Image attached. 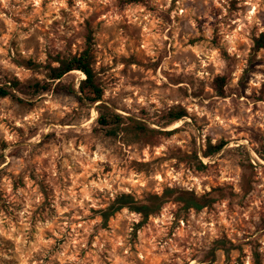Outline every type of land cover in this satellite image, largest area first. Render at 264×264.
Segmentation results:
<instances>
[{
	"label": "rangeland",
	"instance_id": "obj_1",
	"mask_svg": "<svg viewBox=\"0 0 264 264\" xmlns=\"http://www.w3.org/2000/svg\"><path fill=\"white\" fill-rule=\"evenodd\" d=\"M89 36L94 106L123 123L109 135L76 95L0 98V264H264V0H0V83ZM217 188L198 212L100 217L122 194Z\"/></svg>",
	"mask_w": 264,
	"mask_h": 264
},
{
	"label": "trees",
	"instance_id": "obj_2",
	"mask_svg": "<svg viewBox=\"0 0 264 264\" xmlns=\"http://www.w3.org/2000/svg\"><path fill=\"white\" fill-rule=\"evenodd\" d=\"M92 51L91 37L89 36L86 40L85 49L78 55L67 58H52V62L43 67V79L25 84H22L15 79L0 83V98H14L19 102H22L29 94L40 95L66 93L76 95L80 103L87 104L89 107H95L94 105L102 101L104 92L93 68L94 60ZM27 65L32 69H39L42 67L33 62H28ZM73 72H80L84 76V79L79 82L77 91L74 88L73 79L70 83L65 82V79L71 77ZM217 83L218 87L216 88V92L219 96H223L224 79H218ZM95 109L98 114L96 120L97 124L103 129H106L109 135H114L115 131L118 130L123 123V117L120 115L105 116L102 110L107 108L102 103L97 105ZM186 116L185 112L173 114L171 119L166 122V126L180 121ZM136 128L143 130L138 124ZM257 144L264 154V138H260L257 141ZM225 145L226 143L223 142L217 145H211L208 143L204 152V157H211L218 154ZM222 191V189L217 188L198 197L197 195L188 192L167 189L161 196H147L140 202L136 201L130 195L122 194L116 196L115 200L109 207L100 211V217L102 221L106 223L113 215L122 209L127 208L131 212L140 214L144 219H147L150 215L156 214L161 206L169 201L182 204L184 210H195L198 212L204 208L210 207L221 199L223 197ZM233 196L236 198H243L242 195L238 194Z\"/></svg>",
	"mask_w": 264,
	"mask_h": 264
},
{
	"label": "bare ground",
	"instance_id": "obj_3",
	"mask_svg": "<svg viewBox=\"0 0 264 264\" xmlns=\"http://www.w3.org/2000/svg\"><path fill=\"white\" fill-rule=\"evenodd\" d=\"M78 73V72H77Z\"/></svg>",
	"mask_w": 264,
	"mask_h": 264
}]
</instances>
